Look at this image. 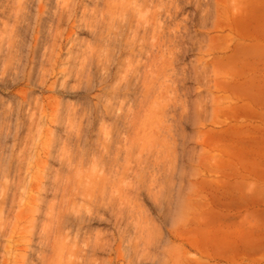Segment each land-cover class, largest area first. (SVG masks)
Returning a JSON list of instances; mask_svg holds the SVG:
<instances>
[{"label":"rangeland","instance_id":"1","mask_svg":"<svg viewBox=\"0 0 264 264\" xmlns=\"http://www.w3.org/2000/svg\"><path fill=\"white\" fill-rule=\"evenodd\" d=\"M262 60L264 0H0V195L26 141L18 211L52 170L68 211L91 208L45 264H264V217L232 205L237 155L261 149L241 103L264 88ZM13 220L1 264H42Z\"/></svg>","mask_w":264,"mask_h":264},{"label":"bare ground","instance_id":"2","mask_svg":"<svg viewBox=\"0 0 264 264\" xmlns=\"http://www.w3.org/2000/svg\"><path fill=\"white\" fill-rule=\"evenodd\" d=\"M136 1H138V0H136ZM141 1H143V0H141ZM140 2V1H139ZM148 2V1H147ZM135 3V2H134ZM137 3V2H136ZM139 5V4H138ZM94 34V33H93ZM109 75V74H108ZM105 78H106V76H105ZM40 81H42V80H40ZM65 81V80H64ZM41 84V83H40ZM59 89V88H58ZM37 97V96H36ZM16 103V102H15ZM38 105V104H37ZM36 106V105H35ZM36 108V107H35ZM12 110V109H11ZM27 110H29V109H27ZM26 110V111H27ZM37 111H39V110H37ZM13 112V111H12ZM32 112V111H31ZM6 113H7V111H6ZM5 113V114H6ZM26 113V115H27V113H28V111L27 112H25ZM4 114V115H5ZM12 114V113H11ZM6 115H8V114H6ZM29 115V114H28ZM33 116V115H32ZM26 117V116H25ZM24 117V118H25ZM28 117V116H27ZM8 118H9V116H8ZM29 118V117H28ZM115 118V117H114ZM132 118H134V116H132ZM6 119V118H5ZM27 119V118H26ZM25 119V120H26ZM18 120V119H17ZM20 120V119H19ZM36 120V119H35ZM31 121V120H30ZM37 121V120H36ZM131 121H133V119L131 120ZM29 122V120L28 121H26V123H28ZM30 123H32V121L30 122ZM30 123L28 124V125H30ZM127 123V122H126ZM130 123H132V122H130ZM1 124V123H0ZM132 124H134V123H132ZM27 125V124H26ZM117 125V124H116ZM31 126V125H30ZM33 126V125H32ZM19 127V126H18ZM16 130V129H15ZM19 130V129H18ZM18 130H16V131H18ZM7 131V130H6ZM1 132V131H0ZM3 132H5V131H3ZM19 132V131H18ZM33 132V131H32ZM4 134V133H3ZM5 134H6V132H5ZM7 134H8V132H7ZM15 134V133H14ZM0 135L2 136V133H0ZM16 135V134H15ZM18 135V134H17ZM26 135V134H25ZM24 135V136H25ZM0 136V137H1ZM4 136V135H3ZM26 137V136H25ZM56 137V136H55ZM28 138V137H27ZM3 139V138H2ZM6 139H7V137H6ZM59 139V138H58ZM1 140V139H0ZM15 140V139H14ZM26 140V139H25ZM231 141V140H230ZM2 142V141H1ZM26 142V141H25ZM23 143V141H22V143H23V146H20L21 147V151H20V156H18L16 159L17 160H15V157H14V160L16 161V162H14V164L12 165V166H10V167H8V165H7V167H8V170H6V172L8 173H6V175H9L8 176V178L10 177V179H11V184H9V185H4L5 187H6V190L5 189H3V194L2 195H0V198H1V196H2V198H1V201H0V239H3V238H5V237H7V235H8V233H9V231H8V227L10 226V224H11V221L13 220V222L15 221V222H21V224H22V222H26V224H27V227L29 228L28 229V231L26 232V233H29V234H27L29 237H31L32 239L34 238L36 241H34V242H36V243H33V244H36V245H38V249L36 248V249H34L31 245V247H32V249L30 248V250H28V251H30V252H32L33 254H37L38 253V255H36V256H38V258H39V261L42 263V264H45V262L47 263V261H48V257H45V254H44V251L48 248L49 250H51V248H52V251H53V249L54 250H56V248L58 247H60V245H64V243H62V241H59V242H57L58 240H62L61 238L59 239V237L61 236H59V237H57V233L59 234V233H61V234H63V231H65V230H67L66 232H68L69 233V231H73L74 230V234L77 236V234L76 233H80L79 231L81 230V226H80V224H77V223H82L81 221H82V217H77V216H85V214L84 215H82L83 213L81 212L83 209H86V210H83L84 211V213H85V211H86V214L88 213L89 215H87L86 217L87 218H84L85 220L86 219H88L89 217L88 216H90V212H88V211H90L91 210V208L89 209V207H88V211H87V208H85V207H87V206H81V208H83L82 210H78V209H74L75 207V204L74 205H72V208H71V210H72V212H71V210L70 211H68L69 209H68V207H66V206H69L68 204H66L65 203V200H66V198H65V191L67 192V189L65 190H63V191H61V189H60V187H62L63 186V184H60V185H62V186H60L59 187V178L57 177V171H55V170H52L51 171V175L50 176H45L44 174V179L46 178H49L50 177V179H47V180H49V182H47V183H45V182H41V184H40V186L38 187L39 188V190H38V192L41 194H38L37 193V195L35 196V197H32L31 199V201H33V202H35L36 204L32 207V209H30L29 208V210H28V212L26 213V212H23V210L21 209L20 211H18V209L21 207V204L23 205V204H26L24 201H25V199L27 198V196L25 197V193L23 192V190L21 189L22 188V186H21V184H22V181H23V179L25 178V182L24 183H26V185H27V180H28V175H27V172H25L26 173V176H24L23 177V174H24V171H25V167L23 168V166H24V163H25V161H26V153H27V151H28V143L26 142V143ZM16 143V142H15ZM21 143V144H22ZM110 143V142H109ZM7 147V146H6ZM49 147V146H48ZM54 147V146H53ZM116 147V146H115ZM50 148V147H49ZM117 148V147H116ZM2 149V148H1ZM20 149V148H19ZM6 150V149H5ZM59 151V150H58ZM119 152V151H118ZM55 151H53V152H51V158H52V160H54L55 161V159L57 158V156L55 155ZM17 154V153H16ZM4 155V154H3ZM2 155V156H3ZM5 156V155H4ZM16 156V155H15ZM11 157V156H10ZM9 157V158H10ZM58 159V158H57ZM56 159V160H57ZM61 160V159H60ZM0 161H1V159H0ZM5 161V160H4ZM10 161V160H9ZM0 163H2V161L0 162ZM4 163V162H3ZM13 163V162H12ZM1 166H2V168H3V165H0V168H1ZM27 166V165H26ZM1 168V169H2ZM28 168V167H27ZM5 168H3V170H4ZM26 170H28V169H26ZM4 171H0V175H1V177H3L4 176ZM135 172V171H134ZM47 174V173H46ZM5 175V178H7V176ZM49 175V174H48ZM134 175V174H133ZM41 176H42V174H41ZM40 176V177H41ZM0 177V178H1ZM38 176H36V179H39V178H37ZM43 177V176H42ZM107 176H105L104 178H106ZM5 178H3V179H5ZM7 178V179H8ZM108 178V177H107ZM2 179V178H1ZM0 179V180H1ZM6 179V180H7ZM27 179V180H26ZM45 181V180H44ZM61 181V180H60ZM1 182V181H0ZM10 182V181H9ZM8 182V183H9ZM4 183H6V182H4ZM3 185V184H2ZM26 185H24V186H26ZM1 186V185H0ZM3 186V187H4ZM2 187V188H3ZM65 187H67V186H65ZM105 187V186H104ZM107 187V186H106ZM105 187V188H106ZM26 188V187H25ZM37 188V187H36ZM62 188H64V187H62ZM104 188V189H105ZM20 189L22 190V193H21V195H19V191H20ZM2 190V189H1ZM109 190V189H108ZM119 190V189H118ZM61 191V202L58 200V203L59 204H56L57 202V200H56V197H57V195H58V192H60ZM107 191V190H106ZM2 192V191H1ZM63 192V193H62ZM51 194L50 196H51V198H52V200H51V204L49 203L48 204V207H49V209H48V211H46V209H44V202H43V200H44V198L43 197H45L46 196V194ZM121 193V192H120ZM67 194V193H66ZM108 194V193H107ZM113 194V193H112ZM111 194V195H112ZM30 195V194H29ZM34 195V194H33ZM42 195H43V197H42ZM102 195V194H101ZM100 195V197H102ZM119 195V194H118ZM117 195V196H118ZM31 196V195H30ZM30 196L28 197V198H30ZM120 196V195H119ZM118 196V197H119ZM20 198H22L23 200L22 201H20ZM62 198H64L65 200H63ZM109 198V197H108ZM107 198V199H108ZM112 198V197H111ZM93 199V198H92ZM103 199V202L105 201V203H106V200L107 199H104V198H102ZM29 200V199H28ZM56 200V201H55ZM111 199H109V200H107L108 202H107V204H105V203H102L103 204V206L105 205H107V206H110V204L112 203L111 201H110ZM118 201L116 202V204H113L114 206L116 205L117 207H118V205L121 203V199L119 198V199H117ZM30 201V202H31ZM120 201V202H119ZM19 202H21V203H19ZM23 202V203H22ZM92 203L93 202H98L97 200H96V198H94V200L93 201H91ZM90 202V203H91ZM100 202V201H99ZM119 202V203H118ZM113 203H115V201H113ZM20 204V205H19ZM70 204V203H69ZM109 204V205H108ZM28 205H29V201H28ZM27 205V206H28ZM31 205V204H30ZM45 205H47V204H45ZM99 205H101V202L99 203ZM112 205V204H111ZM121 205H122V203H121ZM20 206V207H19ZM24 206V205H23ZM26 206V205H25ZM25 206H24V208H25ZM91 206H92V204H91ZM93 206H95L96 207V204L94 203L93 204ZM92 206V207H93ZM114 207V209H116L117 207ZM120 206V205H119ZM31 207V206H30ZM47 207V208H48ZM23 208V207H22ZM46 208V207H45ZM80 208V209H81ZM98 208V207H97ZM101 208H103L105 211H107L105 208H107V207H101ZM121 208H123V207H121ZM73 210H78L77 212H81L82 214H80L79 213V215H78V213H75ZM103 210V211H104ZM110 210H111V206H110ZM117 211H119L118 210V208L116 209ZM115 210V211H116ZM121 210V209H120ZM46 211V212H45ZM115 211H114V214H115ZM93 212H95L94 211V209H92V213ZM110 212V211H109ZM120 212V211H119ZM118 212V213H119ZM123 212V211H122ZM67 213H69V214H67ZM91 213V214H92ZM106 213V212H105ZM121 213V212H120ZM71 214H73L72 216H71ZM74 214H77L76 216L74 215ZM95 214H96V216H95ZM99 214H101V213H93V215H94V217H97ZM113 214V215H114ZM116 215V218H119L120 216H121V214H115ZM29 216H32V218L30 219L29 218ZM69 216H71V217H69ZM92 216V215H91ZM102 216V215H101ZM42 217H44V221L46 222V223H43L42 222V220H41V218ZM47 217H49L48 218V220L49 221H46V218ZM74 217V218H73ZM93 217V216H92ZM115 218V217H114ZM90 219H92V218H90ZM94 219V218H93ZM102 219H103V217H102ZM105 219V218H104ZM103 219V220H104ZM99 220H101L100 218H99ZM119 220H121L120 218L118 219V221ZM84 221V220H83ZM90 221V220H89ZM102 221V220H101ZM117 221V223H116V225H118L119 224V222ZM76 223V224H75ZM89 224V222L87 223V225ZM114 224H115V222H114ZM12 225H15V223L14 224H12ZM85 225V224H84ZM18 226V225H17ZM23 226V225H22ZM12 227V226H11ZM118 227V226H117ZM23 228H26V226L25 227H23ZM23 228L21 227V229L23 230ZM54 228H56L55 230L57 231L56 232V235H54ZM11 229V228H10ZM118 229H119V227H118ZM47 230V231H46ZM52 230H53V232H52ZM12 231V230H11ZM96 231V230H95ZM117 231V230H116ZM13 232V231H12ZM21 233V232H20ZM25 233V234H26ZM53 233V235H54V237H50V238H55V236L57 237V239L55 238V240L56 241H54L53 239V241H54V244L52 245H50L49 243L50 242H48L47 241V236L46 235H51ZM96 233V232H95ZM95 233H94V235H95ZM100 232H98V234H99ZM102 233V232H101ZM64 234H65V232H64ZM67 234V233H66ZM23 235V234H22ZM26 235V236H27ZM52 235V236H53ZM88 235H90V234H87V236ZM97 235V234H96ZM102 235V234H101ZM66 236V235H65ZM79 236V235H78ZM91 236V235H90ZM99 236H100V234H99ZM70 237V236H69ZM96 237V236H95ZM98 237V236H97ZM102 237V236H101ZM49 238V239H50ZM91 238H93V237H90V240H91ZM48 239V240H49ZM64 239H66V238H64ZM76 239V238H75ZM87 239V238H86ZM89 239V238H88ZM23 240H24V238H23ZM52 240H51V243H52ZM83 240H85V238H83ZM9 241V240H8ZM12 241V240H11ZM27 241H29V240H27ZM32 241V240H31ZM50 241V240H49ZM73 241V240H72ZM71 241V242H72ZM22 243L24 242V244H25V240L24 241H21ZM20 242V243H21ZM33 242V241H32ZM60 242H61V244H60ZM68 242V241H67ZM74 242V241H73ZM72 242V243H73ZM92 242V241H91ZM90 241H85L84 243H85V246L86 247H84V248H87V250H85V251H87L88 253H90V252H93L96 248L98 249V245L96 244L97 243V241L96 242H93V244L94 245H92V243H91ZM108 242V241H107ZM16 243V242H15ZM19 243V244H20ZM71 243V244H72ZM83 243V244H84ZM99 243V242H98ZM32 244V243H31ZM60 244V245H59ZM70 244V245H71ZM104 244H106V243H103V245ZM108 244H109V242H108ZM17 245H18V242H17ZM16 245V246H17ZM55 245V246H54ZM65 245H68V243L67 244H65ZM76 245V244H75ZM79 245V244H78ZM82 245V244H81ZM80 245V246H81ZM9 247H10V245H8ZM50 246H52L51 248H49ZM60 247V248H63V250H60V249H57V251L58 250H60V251H64L65 252V250L66 251H68V249H70L69 247H71L72 248V246H67L68 247V249H67V247L66 246H64V247ZM77 246V245H76ZM95 246H98V247H95ZM105 246V245H104ZM54 247H56V248H54ZM74 247V246H73ZM78 247V246H77ZM121 247H122V245H121ZM101 247H99V249H100ZM102 248H103V246H102ZM65 249V250H64ZM75 249H76V247H75ZM101 250V249H100ZM103 250V249H102ZM101 250V251H102ZM23 251V250H22ZM51 251V252H52ZM96 251H98V250H96ZM88 253H86V255H85V257L87 256V254ZM25 255V254H24ZM92 255V254H91ZM32 256V255H31ZM49 256V255H48ZM25 257H26V260H25ZM25 257H23L24 259H23V264H31L32 262L30 261L29 262V256H28V258H27V255H25ZM19 259H21V257L19 258ZM83 260H84V258H82ZM89 263H90V260L89 259H87V258H85ZM82 260V261H83ZM86 260H84V262L83 263H85L86 262ZM81 261V262H82ZM82 263V264H83ZM87 263V262H86ZM85 263V264H86ZM88 263V264H89ZM0 264H1V262H0ZM73 264V263H72Z\"/></svg>","mask_w":264,"mask_h":264},{"label":"crops","instance_id":"3","mask_svg":"<svg viewBox=\"0 0 264 264\" xmlns=\"http://www.w3.org/2000/svg\"><path fill=\"white\" fill-rule=\"evenodd\" d=\"M261 75H264V60L261 61ZM250 94L257 96L258 98L253 101L245 100L242 101V105L245 106L246 110L250 109L252 117V127L259 130L261 129L262 134L249 137L250 144L261 145L259 151H246L241 153L243 155H237L238 158L235 160L237 171L240 175L247 177L244 181H240L244 185V189L239 188L235 190L237 202L232 204L237 208L246 209H259L253 211L260 213V217H264V88H253ZM244 160L241 163L237 160ZM237 184L238 181H235ZM234 192V193H235ZM248 213V211H247Z\"/></svg>","mask_w":264,"mask_h":264}]
</instances>
